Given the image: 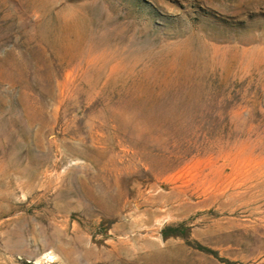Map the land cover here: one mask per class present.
<instances>
[{
	"label": "rangeland",
	"instance_id": "obj_1",
	"mask_svg": "<svg viewBox=\"0 0 264 264\" xmlns=\"http://www.w3.org/2000/svg\"><path fill=\"white\" fill-rule=\"evenodd\" d=\"M0 225V264H264V0H0Z\"/></svg>",
	"mask_w": 264,
	"mask_h": 264
},
{
	"label": "bare ground",
	"instance_id": "obj_2",
	"mask_svg": "<svg viewBox=\"0 0 264 264\" xmlns=\"http://www.w3.org/2000/svg\"><path fill=\"white\" fill-rule=\"evenodd\" d=\"M12 210H13V209H12ZM12 210H11V211H12ZM11 211H10V212H11ZM4 212H5V210H4ZM6 212H7V211H6ZM8 213H9V212H8ZM8 213H6V214H8ZM19 219H20V218H19ZM4 224H5V222H4ZM4 224H3V225H4ZM0 226H2V225H0ZM16 229H17V228H16ZM122 229H123V228H122ZM18 230H19V229H18ZM21 231H22V230H21ZM8 236H9V235H8ZM10 237H11V236H10ZM10 237H9V238H10ZM14 237H15V236H14ZM14 237H13V238H14ZM5 238H7V237H5ZM20 238H21V237H19V239H20ZM14 239H15V238H14ZM21 239H22V238H21ZM16 240H17V237H16ZM2 241H4V240H2ZM8 241L11 242L10 240H8ZM22 242H23V240H22ZM24 242H25V241H24ZM127 242H129V241H127ZM116 244H118V243L116 242ZM125 244H128V243H125ZM11 245H12V244H11ZM122 245H123V243H122ZM129 245H130V244H129ZM9 246H10V245H9ZM16 246H17V245H16ZM112 246H113V245H112ZM123 246H124V245H123ZM123 246H122V247H123ZM14 247H15V246H14ZM21 247H22V246H21ZM129 247H130V246H129ZM16 248H18V246H17ZM115 248H116V247H115ZM125 249H129V248H124V250H125ZM111 250H112V249H111ZM122 250H123V249H122ZM122 250H121V251H122ZM121 251H120V252H121ZM113 253H115V252H113ZM122 253H123V251L121 252V254H122ZM131 253H132V252H131ZM48 254H49V253H48ZM117 254H118V253H117ZM129 254H130V253H129ZM115 255H116V254H115ZM115 255H114V256H115ZM116 256H117V255H116ZM47 258H48V257H47ZM113 259H114V258H113ZM127 259H129V258H127ZM127 259H126V260H127ZM111 260H112V259H111ZM111 260H110V261H111ZM111 262H112V261H111Z\"/></svg>",
	"mask_w": 264,
	"mask_h": 264
}]
</instances>
